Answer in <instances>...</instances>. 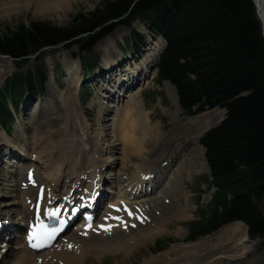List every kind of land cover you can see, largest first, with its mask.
Masks as SVG:
<instances>
[{
    "label": "trees",
    "instance_id": "obj_1",
    "mask_svg": "<svg viewBox=\"0 0 264 264\" xmlns=\"http://www.w3.org/2000/svg\"><path fill=\"white\" fill-rule=\"evenodd\" d=\"M103 1L88 14H78L65 27L20 23L0 33V55L19 68L44 48L73 42L80 54L117 26L139 20L154 36L166 41L157 65V83L169 82L186 116L215 108L226 109L225 120L208 131L200 144L214 188L207 207L189 223V241L210 235L232 222H243L250 239L264 238V49L250 0ZM134 46L145 38L132 33ZM84 70H91L90 59ZM38 72L14 75L0 91V125L9 126L22 95L40 92ZM207 182V181H206Z\"/></svg>",
    "mask_w": 264,
    "mask_h": 264
},
{
    "label": "bare ground",
    "instance_id": "obj_2",
    "mask_svg": "<svg viewBox=\"0 0 264 264\" xmlns=\"http://www.w3.org/2000/svg\"><path fill=\"white\" fill-rule=\"evenodd\" d=\"M13 1L0 0V7H15L18 4L19 6L20 4H23V6L32 5L35 11L43 13L45 11L61 10L62 8L69 6V4L75 0H27L23 2L15 0ZM113 44L114 36H110L96 46L99 47L101 45V47L105 50V53H107ZM163 47L164 41L160 38L156 39L145 50V54L143 55L141 61L135 66V68H127L121 74L114 73V77L112 76L110 78V82L113 84V86L108 88L105 87L101 91L104 99L106 98L110 100L111 97H114V94L118 92L117 89H124L125 84H130V86H132L134 81H136V78L138 82L142 75H146L147 67L149 65L153 67L156 64L158 56L161 53ZM64 55V65L66 69L65 79L67 80V86L65 91L58 95L60 100V108H58L55 112L56 107L54 109H48L49 106H45L44 102L41 101L36 104V107H34V110H32L31 114H27L26 110L28 97L25 98L22 108V112H24L25 116L30 115L31 120L25 121V123L24 121H21L23 127H21V124L19 127L22 128L23 132L22 134L16 133V135H19V137L24 134L26 135V137H23L24 139L21 145V148L25 151L26 155L25 159H20L11 170V174L14 175L10 179L12 182L11 186L14 185V188L12 186L14 201L10 204V207H13L10 210L11 215L5 216L2 214L3 211L0 210V216H2V219H9L10 221L15 216L17 218L14 220H16L20 226L19 228L14 229L13 234L7 233V242L4 243L5 246H2V248H6V256L11 258V262L13 264H87L86 262L89 257H92L100 262V259L104 255H107L106 253H109L110 255L112 253L118 255H128L130 251L138 247L140 244H143L146 241H152L155 239V237L159 236V234L161 235L164 230L166 231L169 220L181 221V219L186 220L188 218V215L181 213L182 211L184 212V210H189V206H186L183 203L185 195L182 192V194L180 193V196L179 194L176 195L175 191L169 192V189L173 183L170 182L165 185L167 182H162L163 177L172 171V169V174L175 170H179L178 168L176 169V161L174 160L177 156L176 151L173 150V152H169L167 154L166 158H168V161L166 162L169 163L167 166H163V170L158 169L157 177V167L161 166L163 161L157 165L156 163L158 160L154 159V161L151 158H147L149 155L148 152L145 151L146 153L143 154V147L147 146L146 144L149 133H152L156 129L154 127H157L151 126V123L148 122L149 120L147 121L148 114L144 113L140 109L139 103L135 100L128 101L126 105L129 104L128 106H130L131 103H133V105L130 106L131 108L129 110H127V106V109H125L122 115L124 116L127 113L133 114L137 121H139V125H137L139 127H136V123L134 124V120L130 115L129 126L137 128V132L134 131V129L127 131L125 130L126 127L125 129L122 127L127 120L123 123L121 122L120 118H118L122 109H117L118 106L107 105V108L111 107L113 109L117 107L116 115H118V117L114 116L116 119L113 118L115 121L113 124V120H111V124L113 129L118 127L115 136L116 141H114L120 142L119 147L115 146V144H113L114 146H110L111 144H108L107 141V135L104 134V124L108 121L105 119V115L108 112V109L101 107L98 110V128L96 132L94 131V133H92L90 130V123L85 117L78 97L79 83L81 80L79 74L81 69L80 62L78 59L77 61L75 60L76 58H72L70 53H65ZM2 58L0 56L1 62L9 63V60L7 61L6 59V61H4L1 60ZM108 59L109 58L107 57L102 59L105 70H111L113 69L112 67H114V63H110ZM4 76L5 75H3V77ZM0 77V80L3 79L2 76ZM165 84L174 91L171 85L168 83ZM128 87L129 86H127V88ZM126 93H128V95H122L123 98L130 97V91H127L124 94ZM174 96L176 107L178 108L177 96L175 94ZM122 97L119 95L117 96V103L120 102ZM36 108L39 110V112L42 111L41 109H43V113H39L40 116L37 115L38 117L36 116ZM216 112L217 111H214L213 114ZM60 119L64 125V131L62 132L61 130L59 139L50 146L49 141L53 140H50V138H54L59 134L58 132L52 131L54 128L49 126L52 123L57 125V123L61 121ZM123 119L124 118H122V120ZM32 123L35 125L31 126ZM141 125H143V127H141ZM205 131L206 127L195 132V143L197 149L200 152L199 160H195V162H193L194 164H191L190 166L187 165L188 167L185 169H183L184 167H180L181 170L177 180L181 183V186L182 181L180 180L182 177H184V173L187 174L189 172L191 174H196V165H198V169L200 166H202L200 171L207 169L203 159L204 150L200 145H198L199 138ZM114 132L116 131L114 130ZM138 132H141L142 138ZM41 133H44L46 136H39ZM39 137L46 138L48 141L43 139L41 142V138ZM150 137L151 136H149V138ZM0 138L3 142L0 145V153L2 151L13 153L10 144L11 142H9L11 138L1 128ZM15 138H17V136H15ZM125 144H128V146ZM116 145H118V143ZM128 149H131L130 153H128ZM128 159H135L136 161L139 159L141 163L133 166L132 168L127 167V165H124L123 167L121 164L128 161ZM118 165L122 166L121 172L117 173L116 175L112 174L110 177V183L115 187L116 190L112 192L115 195L112 205L118 206L120 204H124L125 206L131 208L130 211L134 213L135 217H137L138 214H136V210L134 208V206H136L135 202L139 200V196H142L141 198L150 196L147 198V200H145L146 202L143 201L144 203H141L145 210V215H147L148 218V225L145 228L136 226L135 229L131 228L127 229V231H124L123 229L121 230L119 226L113 228L114 224H111L112 228L110 231L106 232L98 227L88 229L86 233L80 234V236L83 238L79 237L77 233H72L71 237L73 239L70 240L72 242V248H69V245H60L56 243L51 249L42 254L35 256L30 255V253L24 248L23 237L20 231L26 227L25 225L30 220L33 211L32 208L30 209V207L33 205L36 193L41 192V189H43L44 205H47L48 202L56 205L58 200L70 196L72 192L73 197H75L77 195L75 194V188L82 190V193L80 194L84 195L86 193L85 195H88L92 189L96 190L97 186H99L102 181H105L108 184L109 181L106 178V174L113 173ZM31 169L35 173L36 185H30L29 187H26V189H22L21 182H25L26 173ZM172 174L171 177H169L168 182L173 177L174 174ZM146 176H148V180H146ZM8 181L9 179H5L3 180V183ZM160 183L161 187L156 192V189L159 187ZM175 183H177V181ZM148 191L150 192L148 193ZM96 194H98V191H96ZM100 196L101 197L97 200V202H100L102 198L104 199L103 195L100 194ZM135 197L138 198L133 199ZM132 199L133 201H131ZM97 206L100 205L97 204ZM155 211H158L159 214L157 213L158 215H156ZM139 212L143 211L139 210ZM240 228L243 229V234L241 235H239L240 232H238ZM17 230H19L18 233ZM184 236L185 235L181 236L183 240L185 239ZM98 237L103 240L102 243H100V240L97 246H94L92 243H87L90 241V239H97ZM245 240H247V229L245 225H242L241 223H233L229 226H226L225 228H222V230L210 238L189 246H183L185 244L184 243L177 248H171L169 251L164 252L161 255V260L160 258H152L147 260L144 264H206L207 262H200L202 259L200 260L198 258V256H203L202 254L206 252V255H212L208 261L212 259V262H215L214 264H222L223 262L224 264H230L234 258L237 259L238 256H241V253H245L246 246H243L242 244V247H236L240 245V241L245 242ZM239 252L241 253L238 254ZM214 258L215 260H213ZM209 264L212 263L210 262Z\"/></svg>",
    "mask_w": 264,
    "mask_h": 264
},
{
    "label": "rangeland",
    "instance_id": "obj_3",
    "mask_svg": "<svg viewBox=\"0 0 264 264\" xmlns=\"http://www.w3.org/2000/svg\"><path fill=\"white\" fill-rule=\"evenodd\" d=\"M15 1L23 2L27 0H15ZM33 1H44V0H33ZM103 1L105 0H75V1H72L69 4V6L62 8L61 10H57V11L51 10V11H45L43 13L42 12L39 13L35 11L32 5L30 6L28 5L29 6L28 7V6H23V4H20L19 6L18 4L15 7L14 6L13 7L6 6L7 8L0 7V33L4 32L7 28H11V29L15 28L20 23H24V25L25 24L28 25L31 23L39 22V23L48 24L52 27L62 28V27H65L68 23H70V21L76 15L78 14L85 15L97 9L98 7H100ZM107 1L113 2L115 0H107ZM144 29L145 28L143 25H141V22H134L130 28H126L123 26L116 27L113 30V32L108 36V37L114 36V44L111 48H109L107 53H105V50L101 47V45L99 47L96 46L100 42L102 43L104 39L99 41L93 48L92 50L93 52L91 55V57L94 58L93 62L96 64V67L98 70L92 73L88 81L83 79L84 83H88L89 81H91L93 77L97 75L101 69L104 70L105 67L102 62L103 58L105 57L109 58L108 60L110 61V63L118 64L121 61L124 54L128 51L127 45L131 43V40H132L131 34L133 30L137 31L138 33L142 35L145 34L144 36L147 37V45H150L151 44L150 42H152V40L150 39L151 37L150 35H148L147 30L146 29L144 30ZM144 52L145 50L141 53L142 56ZM65 53L67 54L70 53L72 58H77L79 59V62H80L81 56L79 55V47L77 45L71 46V43L59 45L53 49L44 50L40 54L29 58L26 61V63L22 65V68L20 70H17L15 68L14 62L10 58L7 59V61L9 60L8 61L9 63L0 61V76L3 77V75H5L3 79L0 80V88L3 86L4 81L7 78H10L14 75H18L20 73L23 75H26L34 71H39V73L42 74L43 84H42L41 91L38 93L39 94L38 99H34L36 96H31L28 94L24 95V98L21 101L20 106L17 109L16 115L14 117L13 125L10 128V131L8 132V135L11 138L9 142H11L10 144H11V149H12L13 154L15 153L17 155L19 154V152L22 150L21 145L23 143V139H24L23 137H26L25 134L19 137V135H16V133L22 134L23 132L21 128L23 127L22 122L24 121L25 123V121L31 120L30 115L25 116L24 112H22V108H23L26 97H29L28 103H27V110H26L27 114H31L32 110H34V107H36V104H38L41 101L44 102L45 106H49L48 109H54L56 107L55 112L57 111L58 108H60L59 107L60 100L58 98V95L61 92H64L67 86V83H66L67 80L65 79L66 69L64 65V56H65L64 54ZM1 60L6 61V58H2ZM146 71H147L146 75H142L139 78L138 82L137 80L134 81L133 89L130 88L126 90V92L130 91V97L128 98L122 97V95L127 96L128 93L124 94L125 90L121 89V90H117L118 92L114 95V97H111L110 100L104 99L101 91L103 88L109 87L105 84V82L107 81V78L105 77L103 78V82H101L100 84H97V87H93L92 91L87 92L88 95L90 96V99L87 102L83 101L82 99L83 97L81 96L85 92L83 91L80 92L79 90L78 91L79 100L83 108L85 117L90 123V130L92 133H94V131L95 132L97 131L98 110L101 107L107 108V105H108V106H118V108L116 107L117 109L119 108L122 109L118 117V115H116L117 109L116 108L112 109L111 107H108L107 108L108 112L105 115V119L108 121L105 122L104 124V129H105L104 134L107 135L108 144H111L110 146H114L113 144H115V146H118V147L120 145V142L119 141L115 142L116 141L115 136H116L118 127L113 129L111 120H113L114 116L120 118L121 122L123 123L127 120L125 124H123L122 127L124 129L126 127L125 130L127 131H131L134 129V131L137 132V128L135 127L133 128L129 126V116L131 115L132 119L134 120V124L136 123V127H139L137 126L139 125V121H137V119L135 118L133 114L127 113L126 115L123 116L122 113L125 111V109H127V106L129 104L128 105L126 104L128 101L135 100L136 102L139 103L140 109L144 113L148 114L147 121L149 120L148 122L151 123V126H157V127H154L156 129L152 133H149V136L151 137L149 138L148 136L147 144H146L147 146L143 147L144 152L143 151L142 152L143 154L148 152L149 154V155L147 154L148 159L151 158L153 160L154 159L158 160L156 163L158 165L160 164L161 161H163V163L168 164L169 162H166L168 161V158H166L167 154L169 152H173V150L176 151L177 156H176V159L174 160L176 161V169L178 168L179 172L175 170L176 172L174 171L173 173L174 175H173L172 174L173 169L171 168L172 171H170L163 177L162 182H167L165 185H167L170 182L173 183V185L171 184L172 185L171 187L169 186L170 187L169 192L175 191L176 195L179 194V196H180V193L182 192L185 195L183 203L186 206H189V210L188 209L187 211L184 210V212L182 211L181 213L188 215V218L186 220L181 219V221L169 220V224L167 225L166 231L164 230V232L161 235L159 234V236L155 237V239H153L152 241H146L145 243L140 244L138 247L130 251L128 255H122V254L118 255L115 253H112L110 255L109 253H106L107 255H104L105 257L103 256L100 259L101 260L100 262H98L96 259L92 257H89V259L86 262L87 264H144L147 260H150L152 258L154 259L160 258L161 260L162 258L161 255L164 252L169 251L171 248H177L184 243L185 244L183 246H187V245L189 246V245L198 243L202 240H205L207 238H210L216 234L215 233L212 235H208L207 237L202 238L194 243L187 241L189 223L195 219L200 209H202L203 207H206V205L208 204L210 200V194L212 191L209 189V187L207 186V182H206V181L208 182L210 181V177H209L210 175H209V168L207 166L206 159H205V154L203 155V159L206 164L207 172L205 169L200 171L202 169V166H200L201 169L200 168L198 169V165H196V174H191L189 172L188 173L186 172L187 174L184 173V177H182V179L180 180L182 181V186H181V183L177 180V177L179 176L180 170L182 167H184L183 169H185L191 164H194L193 162H195V160H199L200 152L196 147L195 132L202 130V128L204 127H206V130H210L214 128L224 118L225 112L221 109H214V110L207 111L196 117L186 116L182 112V110H180L179 107L178 108L176 107L175 96H174L175 92L169 86H166L165 82L161 84L156 82L155 80L156 74L152 70V66L149 65ZM109 76L110 75H108V78ZM117 94L120 97H122L121 98L122 102L120 99V102L117 103L116 101V96H118ZM132 105L133 103L130 104V106ZM130 106H128L127 110L131 108ZM35 110H36V116L39 115V113L40 114L43 113V109H41L42 111L40 112L39 110H37V108ZM214 111H217V112L213 114ZM122 118L124 119L122 120ZM114 121L115 120H113V124H114ZM130 123H133V122H130ZM20 124H21V127H19ZM34 125L32 123L31 126H34ZM49 127H53L54 129H52V131L58 132L59 134V135H56L54 138L52 137L50 138V140L53 139L52 141H49L50 146H51V144H54L59 139L61 130L62 132L64 131V125L62 124V120H61L57 123V125H54L52 123ZM141 127H143V125H141ZM114 130L116 132H114ZM138 133L140 134V137H141V132H138ZM42 135L46 136L44 133L43 134L41 133L39 136H42ZM15 136H17V138H15ZM136 138H137V134H136ZM43 139L45 141H48L46 138H41V142L43 141ZM2 143L3 142L1 141V138H0V145ZM117 143L118 145H116ZM125 145L128 146V144H125ZM198 145H200L199 142H198ZM130 150L131 149L127 150L128 153L131 152ZM8 156H9L8 151H2L0 153V210L3 211L2 214L5 216L11 215L10 210L13 207H10L11 206L10 204L13 203L14 201V197H13L14 193L12 190V186L14 188V185L11 186L12 182L10 180L14 176L13 174H11L12 167L15 166V165L11 166L13 164L11 160L12 158L14 159V157L13 156L8 157ZM158 156H162V157H158ZM139 163H141L139 159L138 161H136L135 159H132V160L128 159V161L124 162L121 165L123 167L124 165H127V167L132 168L133 166L138 165ZM121 165H118V167H116L113 173L106 174L107 175L106 178L108 179L109 182H110V177L112 174L116 175L117 173L121 172V168H122ZM158 169L163 170L162 165L157 167L156 177H157ZM171 174L173 175L172 177L173 179L171 178L170 181L168 182L169 177H171ZM5 179L6 180L9 179V181L6 183H3V180ZM176 181L177 183H175ZM160 187H161V183L159 187H157L156 192ZM149 197H145L140 200L145 201ZM185 199L186 200L188 199V200L186 201ZM259 208L264 213V202H261L259 204ZM157 213L159 214L158 211H155L156 215H158ZM136 214H138V212H136ZM12 216H13V213H12ZM16 218L17 217L14 216L10 221L7 219L5 220L3 218L4 224L6 223L7 225L12 226L13 228L18 227V222L14 220ZM141 227L143 226L141 225ZM18 232L19 230H17V233ZM238 232H240L239 235L243 234V229L240 228ZM182 235H185L184 240L181 238ZM3 238L4 240H6L5 235L3 236ZM71 239L73 238L69 235L64 240L67 243ZM92 239H90V241H88L87 243L89 244L92 243L94 244V246H97L99 244L98 242L101 240L100 237H98L97 239L96 238L95 239L92 238ZM102 240L100 243H102ZM66 243H63V244L66 245ZM239 244L240 245L236 247H239L243 244V246H246V251L244 254L239 252L238 254L241 253L240 254L241 256L240 257L238 256L237 259L234 258V260H232L230 264H264V238L250 240L247 235V240H245V242L240 241ZM163 246L165 247L164 250L159 251L158 248L163 247ZM206 254L207 252L202 254L203 256H198L200 260L202 259L200 262L202 261L204 263L207 262L206 264H209L211 262L212 264H214L215 262H212V259L208 261V259H210L212 255H206ZM213 260H215V258ZM222 264H224V262Z\"/></svg>",
    "mask_w": 264,
    "mask_h": 264
},
{
    "label": "snow or ice",
    "instance_id": "obj_4",
    "mask_svg": "<svg viewBox=\"0 0 264 264\" xmlns=\"http://www.w3.org/2000/svg\"><path fill=\"white\" fill-rule=\"evenodd\" d=\"M255 3V0H254ZM43 198V189H41V199ZM113 208L114 211H121L120 208L112 205L110 206ZM124 211H128L126 208L123 209ZM59 209H48L45 211V215L49 218V219H56L59 216ZM129 215H131V212L128 213ZM107 218V217H106ZM112 219H117L119 220L120 217L116 216V217H111ZM58 224L60 226H49L47 224H45L41 219H40V210H39V204H37L36 207V219L34 221V223L31 225V229L28 232L27 235V239H28V243L29 246L33 249H42L45 248L47 246H49L53 240L56 239V236L59 234V232L62 231V225H63V221H58ZM90 227V225H89ZM110 227H106L103 228L104 231H110ZM69 248L72 247L71 244H69L68 246Z\"/></svg>",
    "mask_w": 264,
    "mask_h": 264
},
{
    "label": "water",
    "instance_id": "obj_5",
    "mask_svg": "<svg viewBox=\"0 0 264 264\" xmlns=\"http://www.w3.org/2000/svg\"><path fill=\"white\" fill-rule=\"evenodd\" d=\"M252 4L254 7L256 18L259 21V34L264 49V0H255V3L254 0H252ZM134 5L135 2L130 6L129 11L134 7Z\"/></svg>",
    "mask_w": 264,
    "mask_h": 264
}]
</instances>
